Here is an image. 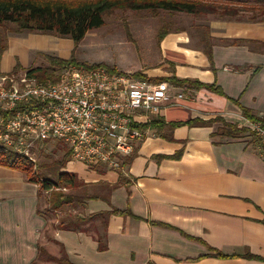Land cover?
I'll return each mask as SVG.
<instances>
[{"label":"crops","instance_id":"1","mask_svg":"<svg viewBox=\"0 0 264 264\" xmlns=\"http://www.w3.org/2000/svg\"><path fill=\"white\" fill-rule=\"evenodd\" d=\"M249 15L206 16L195 24L209 29L210 60L193 25L192 33L168 32L158 51L170 72L166 66L141 72L214 85L221 94L186 86L184 100L158 116L163 128L150 129L156 135L118 172L66 164L62 171L87 186L89 199L76 206L87 208L88 218L108 213L104 228L99 216L88 231L59 229L65 209L41 216L48 192L0 167V264H55L49 258L62 255L70 264H264V162L251 151L254 137L242 118L243 109L264 114V17ZM12 29L0 53V78L17 63L19 72L36 68V57L47 55V35ZM190 120L205 124L170 128ZM223 123L247 131L224 137Z\"/></svg>","mask_w":264,"mask_h":264},{"label":"built area","instance_id":"2","mask_svg":"<svg viewBox=\"0 0 264 264\" xmlns=\"http://www.w3.org/2000/svg\"><path fill=\"white\" fill-rule=\"evenodd\" d=\"M184 94L167 81L153 83L104 67L63 68L55 82L26 72L0 78V146L26 157L45 140L61 142L70 161L118 172L148 137L144 128ZM264 162V114L244 119Z\"/></svg>","mask_w":264,"mask_h":264},{"label":"trees","instance_id":"3","mask_svg":"<svg viewBox=\"0 0 264 264\" xmlns=\"http://www.w3.org/2000/svg\"><path fill=\"white\" fill-rule=\"evenodd\" d=\"M118 9L126 10H148L163 11L174 14H184L203 18L206 16H214L219 19H233L243 10H253L257 14L256 17H264V0H0V53L2 54L7 48V39L5 24H12V33L15 34H39L52 35L57 38L68 39L74 45L79 44L85 35L93 30L103 26L106 15ZM195 25V24H194ZM193 25V29L197 34L200 44L203 46V52L210 60L211 40L209 29L205 25ZM167 31L163 29L157 33V45L167 35ZM53 68H30L26 70V74L34 78L38 83L55 82L58 78L56 73L58 70L67 67L75 61L73 58L69 60H61L56 57L44 55ZM171 72L173 65L170 64ZM22 71L17 63L12 72L18 73ZM137 78L148 80L153 83L167 81L174 87L183 90L186 86L192 89H205L218 94L220 90L214 85H206L197 81L180 80L173 74L166 78H147L141 72L133 74ZM1 113V112H0ZM242 118L255 122L257 117L252 116L247 110H242ZM199 120H190L186 122L171 123L170 128L179 126L195 127L204 125ZM161 118H155L144 126L151 130L160 131L163 128ZM221 135L224 137H233L245 133L247 130L237 128L227 123H223L220 129ZM154 135L155 132H154ZM253 144H257L256 138L252 139ZM62 156L60 160L53 161L52 169L54 170V180L43 178L33 168V164L28 157L10 152L0 146V167L17 171L23 174L28 183L39 186L41 192H48L49 198L46 200L47 208L39 212L41 216L49 217L50 213L62 211L67 207H75L81 204L87 197L86 185L79 181L75 174L62 171L66 164L70 161V153L62 146ZM128 158L126 159V161ZM91 171L103 174V167H94ZM120 178L122 174H119ZM68 190L69 194H63L60 190ZM77 191H82L78 194ZM96 199V197H95ZM112 215L130 214L128 210L120 212L112 209L109 212ZM108 213L98 214L95 216L79 217L76 214H68L67 219H61L58 224L59 229H72L74 231H88L90 223L93 219L101 217V227L105 226V217ZM88 225L86 228L85 226ZM100 242L101 240H97ZM217 258H225L220 254H214ZM247 258L257 259L254 256H246ZM55 264H70L64 255L58 259L49 258Z\"/></svg>","mask_w":264,"mask_h":264},{"label":"rangeland","instance_id":"4","mask_svg":"<svg viewBox=\"0 0 264 264\" xmlns=\"http://www.w3.org/2000/svg\"><path fill=\"white\" fill-rule=\"evenodd\" d=\"M241 13L247 14V16H250L249 14H257L253 10H243ZM198 23L204 24L205 22L203 18L163 12L161 10L152 12L148 10L118 9L106 15L103 26L89 31L77 45H74L68 39L47 35L45 38L48 39V45L46 46L45 53L61 60L73 58L75 63L69 66H100L122 74L145 72L166 66L159 59L156 35L160 30L163 29L169 33L182 31L192 33L194 32L192 25ZM4 26L13 28V25L10 23ZM34 65L41 68H53L44 56L42 58L36 57ZM62 69L56 72L58 73L57 76ZM165 69L167 72H170V68L167 66ZM23 73L19 71L18 73L11 72L5 76H17ZM62 146L65 147L59 141L45 140L38 142L31 151L28 158L33 164V168L43 178L55 179L54 170L51 166L53 161L61 159L63 154ZM252 150L255 152L254 148ZM59 192L63 194L70 193L65 189ZM77 193H81L82 195V191H77ZM49 196L50 194L48 193L45 200ZM72 208L74 209L72 210ZM64 209L67 214L74 213L76 215L80 214V216H87V208L84 207L76 206ZM82 209H84V212ZM56 213H50L49 217L55 216Z\"/></svg>","mask_w":264,"mask_h":264}]
</instances>
